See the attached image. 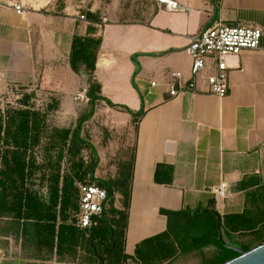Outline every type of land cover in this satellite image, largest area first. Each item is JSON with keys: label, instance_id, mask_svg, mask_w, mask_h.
Returning a JSON list of instances; mask_svg holds the SVG:
<instances>
[{"label": "crops", "instance_id": "1", "mask_svg": "<svg viewBox=\"0 0 264 264\" xmlns=\"http://www.w3.org/2000/svg\"><path fill=\"white\" fill-rule=\"evenodd\" d=\"M178 1L185 9L167 10L154 0H112L105 5L104 0H0L2 90L36 92L37 87L62 80V72L72 71L73 34H85L88 13L99 17L101 23L95 25L102 44L95 78L102 94L134 112L144 110L137 131L130 113L103 100L88 122L104 125L102 140L95 142L91 136L101 158L102 172L96 171L100 177L114 173L104 170L99 145L109 151L105 158L110 152L116 158L124 145L119 140L129 130L135 132L124 250L130 260L136 259L138 243L178 223L180 217H169L167 211L196 215L215 208L222 219V234L234 241L243 240L242 236L231 237L225 217L256 218L263 208L264 0ZM15 4L22 5V14L15 11ZM80 14L86 19L79 20ZM214 22L260 28V48L228 57L232 68L226 97L207 91L205 76L214 71L211 64L199 78L197 91L171 96L165 85L171 72H182L186 81L191 78L192 58L186 51L190 37ZM61 86L54 90L62 89L64 98ZM221 182L228 184L223 198L213 191Z\"/></svg>", "mask_w": 264, "mask_h": 264}, {"label": "trees", "instance_id": "2", "mask_svg": "<svg viewBox=\"0 0 264 264\" xmlns=\"http://www.w3.org/2000/svg\"><path fill=\"white\" fill-rule=\"evenodd\" d=\"M89 24L85 34L72 36L69 63L72 71L86 77L87 107L74 123L50 126L47 116L31 105L34 91L22 93L20 107H0V238L13 237L33 259L72 261L78 250L85 249L89 264L128 262L124 253L132 194L135 145L123 148L116 156V171L108 176H96L101 158L87 131L100 100L133 116L135 131L144 110L132 111L116 104L102 94L95 78L98 53L102 44L98 16L87 14ZM136 59V56H134ZM56 106H57V102ZM55 105L51 108L55 109ZM46 143L42 145L43 139ZM46 152L40 159L38 149ZM128 151V153H127ZM123 154V155H122ZM158 172V170H157ZM78 183L95 184L106 190L108 197L101 216L92 226H79L80 189ZM264 191V187H263ZM215 204V203H214ZM254 217L244 214L227 216L224 224L231 235L251 237L257 244L243 240H220L217 211L207 209L193 215L191 211H167L180 217L175 226L148 237L137 244L136 264H171L190 252L203 253L214 246L216 255L202 258V264H223L239 252L224 246L226 242L249 251L264 243V201ZM238 219V225L233 221ZM223 230V227H221ZM229 238V237H228Z\"/></svg>", "mask_w": 264, "mask_h": 264}, {"label": "built area", "instance_id": "3", "mask_svg": "<svg viewBox=\"0 0 264 264\" xmlns=\"http://www.w3.org/2000/svg\"><path fill=\"white\" fill-rule=\"evenodd\" d=\"M163 5L167 10L185 9L178 0H154ZM14 9L18 14H22L24 9L21 4H15ZM79 20H85L86 15L80 14ZM263 31L254 27H233L214 22L211 26L190 37V42L186 51L192 58L191 78L186 81L182 72L174 71L170 73L169 80L165 85L169 89L171 96H177L186 90L197 91V82L207 70L213 67L214 71L205 76L208 85V92L224 98L228 95L229 70L232 68L228 62V57L238 56L246 50H257L260 48ZM157 82H152L156 85ZM87 100L86 93L78 92L75 100ZM80 189L79 203V226L83 228L91 227L96 216H101L108 194L105 189L95 184L78 183ZM214 193L223 198L227 195L228 184H221L213 189ZM116 264H136L133 260Z\"/></svg>", "mask_w": 264, "mask_h": 264}, {"label": "rangeland", "instance_id": "4", "mask_svg": "<svg viewBox=\"0 0 264 264\" xmlns=\"http://www.w3.org/2000/svg\"><path fill=\"white\" fill-rule=\"evenodd\" d=\"M88 2V1H87ZM112 0H104L103 4L106 3L110 4ZM63 60V58H62ZM65 60H63V63ZM61 76L63 77L62 80H54L52 86L48 87H37L35 90V95L33 96L31 100V105L35 108L41 110L44 112L47 116V122L50 126H68L70 123H74L78 117V114L81 110L85 109L87 107V100H79L76 101L73 99L78 92L86 93L88 82L85 76L80 74H74L71 70H69V73L62 72ZM62 85L65 89V95L68 96L67 101L64 95V98L60 96V90H54L59 85ZM35 88V87H34ZM27 92H30V88H27ZM25 92V90H2L0 88V107L2 109L7 107H20L19 101L22 98V93ZM60 100L62 101L60 103ZM57 102V106L56 103ZM55 105L56 108L52 109L51 106ZM89 127L87 128V131H89L90 135L92 136V139L95 142H99L103 139V130L101 129L102 126H104L102 123L100 126L95 125L94 123H89ZM112 124L110 123L109 127H111ZM108 127V128H109ZM124 138L122 140H119L123 145L122 148H132L135 140V132L134 130H129V133H125ZM118 139V137H117ZM42 145L46 143V138L43 139ZM100 150L102 151V160H103V166L104 170L107 169L113 173L116 171V163L114 154L111 152L107 154V157L105 158V151L106 149L103 148L101 145H99ZM109 152V151H106ZM38 155L40 159H44L46 156V152L44 151L43 147H40L38 149ZM128 153V151H127ZM121 154H117L119 156ZM123 155V154H122ZM102 172V168H99ZM223 231V230H222ZM224 234V233H223ZM224 236V235H223ZM226 241L228 243H231V240H228L226 238ZM254 244H257L258 241L251 237L244 238L243 241H239L240 243H248L251 242ZM217 249L213 246L205 249L202 254L200 252H190L187 255H181L182 263L180 264H202V258L208 260L213 258L216 255ZM29 252L26 251L21 247L20 241H16L13 237H2L0 238V264H89L86 260H88L87 256L88 253L85 251V249H79L78 255L75 260L72 261H58L57 256H54L53 258L49 260H41V259H33L29 258L27 256ZM180 258V259H181Z\"/></svg>", "mask_w": 264, "mask_h": 264}, {"label": "water", "instance_id": "5", "mask_svg": "<svg viewBox=\"0 0 264 264\" xmlns=\"http://www.w3.org/2000/svg\"><path fill=\"white\" fill-rule=\"evenodd\" d=\"M218 217V229L220 231L219 238L220 240L224 241L223 234H222V219L220 215H217ZM224 246L234 249L235 251L239 252V256L235 257L223 264H264V243L249 250L244 251L243 249L229 245L226 242L224 243Z\"/></svg>", "mask_w": 264, "mask_h": 264}]
</instances>
